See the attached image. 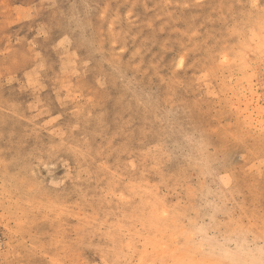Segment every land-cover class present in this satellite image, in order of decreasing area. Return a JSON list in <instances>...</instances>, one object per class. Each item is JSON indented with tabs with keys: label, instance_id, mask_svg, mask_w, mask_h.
Instances as JSON below:
<instances>
[{
	"label": "rangeland",
	"instance_id": "rangeland-1",
	"mask_svg": "<svg viewBox=\"0 0 264 264\" xmlns=\"http://www.w3.org/2000/svg\"><path fill=\"white\" fill-rule=\"evenodd\" d=\"M245 238L264 0H0V264H222Z\"/></svg>",
	"mask_w": 264,
	"mask_h": 264
},
{
	"label": "clouds",
	"instance_id": "clouds-1",
	"mask_svg": "<svg viewBox=\"0 0 264 264\" xmlns=\"http://www.w3.org/2000/svg\"><path fill=\"white\" fill-rule=\"evenodd\" d=\"M234 242L225 241L216 246L222 264H264V245H254L246 238L230 246Z\"/></svg>",
	"mask_w": 264,
	"mask_h": 264
},
{
	"label": "bare ground",
	"instance_id": "bare-ground-1",
	"mask_svg": "<svg viewBox=\"0 0 264 264\" xmlns=\"http://www.w3.org/2000/svg\"><path fill=\"white\" fill-rule=\"evenodd\" d=\"M253 14V13H252ZM259 23V22H258ZM259 25H261V24H259ZM259 29V28H258ZM258 34V33H257ZM256 36V35H255Z\"/></svg>",
	"mask_w": 264,
	"mask_h": 264
}]
</instances>
